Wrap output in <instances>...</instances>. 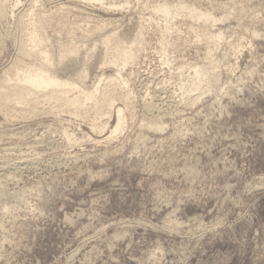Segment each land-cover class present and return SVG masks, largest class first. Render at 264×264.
I'll use <instances>...</instances> for the list:
<instances>
[{
    "label": "rangeland",
    "instance_id": "rangeland-1",
    "mask_svg": "<svg viewBox=\"0 0 264 264\" xmlns=\"http://www.w3.org/2000/svg\"><path fill=\"white\" fill-rule=\"evenodd\" d=\"M169 1L5 0L6 11L16 6L0 19V82L15 74L12 39L34 13L79 45V63L55 70L60 80L84 71L78 85L92 90L116 74L93 45L108 34L132 57L115 100L124 127L108 140L91 120L109 119L106 133L114 113L76 116L50 103L21 118L0 108V264H264V0H237L249 9L240 19L206 25L225 37L209 60L217 87L206 91L191 85L213 42L196 37L204 23L183 8L165 30ZM190 1L222 18L210 4L229 0ZM232 39L243 47L227 54ZM151 118L161 131L146 127Z\"/></svg>",
    "mask_w": 264,
    "mask_h": 264
},
{
    "label": "bare ground",
    "instance_id": "bare-ground-1",
    "mask_svg": "<svg viewBox=\"0 0 264 264\" xmlns=\"http://www.w3.org/2000/svg\"><path fill=\"white\" fill-rule=\"evenodd\" d=\"M16 2H19V0H16ZM168 3L167 7L169 10L166 11L168 17L163 25L165 30L174 29L175 24L169 14L174 15L178 8L185 9V15L197 16L203 21L204 29L195 32L196 37H204L206 41H212L213 44L207 47L204 53V63L194 68V74L196 78L199 77L200 81L191 86L196 84L202 87V91L215 90L218 76L209 60L216 48L214 43L220 42L225 37L221 30L211 31L205 27L209 24L214 25L223 18L224 20L231 18L237 21L240 19L241 14L243 12L246 13L249 9L240 8V10H237V0L218 2L215 5L212 3L210 4L212 9H219L222 12V18H217L207 8L204 11L197 10L194 3L190 0H170ZM14 6L8 12L6 11L5 0H0V19L6 18L9 13L13 16ZM254 24V20L250 18L249 24L245 26L252 31L253 36L257 33ZM51 26L52 21L48 15L34 13L27 27L20 28L15 32L12 39L17 59L15 74L12 77L7 76L0 82V108L8 112H15L21 118L32 116V109H36V112L44 113L45 105L50 103H54L55 106L76 116H84L90 111L99 114L104 113L109 117L114 113L116 122L114 126L109 127L110 129L106 133L104 131L107 130L109 119L107 120L108 122H96L95 118L97 117L94 116L91 120L92 129L97 134L96 139L104 141L110 139L113 134L120 132L124 127L125 113L123 108L115 105V100L117 99L118 90L122 91L126 85V79L121 75V68L132 57V46L126 45L114 34H108L100 40L99 44H93L100 47L105 55H109L108 63L115 65L119 70H117L116 74L106 77L102 86H99L102 82L100 77L95 87L92 90H88L86 87L80 88L78 85L82 80L84 82L83 78L86 77L84 76V71L76 75L79 82L76 79V82L60 80L55 75V70L59 67L70 65L71 63L74 65L79 63L80 49L79 45L70 47L66 42L60 41L49 34ZM97 30L99 29L96 27L91 30H83L80 36L84 38L90 37ZM227 43L225 51L227 54L238 53L243 47L241 41L235 42L234 39ZM196 99L194 98L193 100L195 101ZM143 102L144 111L147 113H152V110L157 107H153L155 103L153 105L147 101L146 103L144 99ZM27 109H30V111H27ZM156 109L158 110V108ZM146 127L154 131H161V126L152 118L146 123ZM0 191H2L1 188ZM10 209V206L4 207L5 211ZM153 255L155 256V254ZM156 256L155 259H157Z\"/></svg>",
    "mask_w": 264,
    "mask_h": 264
}]
</instances>
